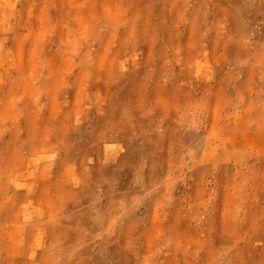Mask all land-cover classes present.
I'll return each mask as SVG.
<instances>
[{
  "label": "rangeland",
  "instance_id": "374dc122",
  "mask_svg": "<svg viewBox=\"0 0 264 264\" xmlns=\"http://www.w3.org/2000/svg\"><path fill=\"white\" fill-rule=\"evenodd\" d=\"M0 264H264V0H0Z\"/></svg>",
  "mask_w": 264,
  "mask_h": 264
}]
</instances>
